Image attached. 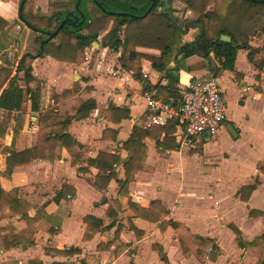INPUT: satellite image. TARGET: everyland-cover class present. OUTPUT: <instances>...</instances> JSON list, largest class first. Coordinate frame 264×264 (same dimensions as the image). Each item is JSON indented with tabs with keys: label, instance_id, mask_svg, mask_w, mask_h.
Listing matches in <instances>:
<instances>
[{
	"label": "crops",
	"instance_id": "1",
	"mask_svg": "<svg viewBox=\"0 0 264 264\" xmlns=\"http://www.w3.org/2000/svg\"><path fill=\"white\" fill-rule=\"evenodd\" d=\"M47 1L35 0L32 12L50 15L54 5L51 13L48 12ZM18 4L19 0H0V16L7 21L0 33V70L9 71L0 93L14 77L22 88L20 109L12 113L0 137V187L5 193L14 191L26 218L5 208L0 213V235L23 234L31 244L25 246L19 242L0 247V261L264 264V171L261 169L264 168V33L249 40L250 46L258 50L252 55L253 60L248 58L249 49L239 48L232 70L219 68L203 39L205 49L197 47L198 53L184 60L177 53L180 45L176 46L168 67L177 68L176 60H179L180 69L172 73L178 76V82L170 79L166 71H156L146 57L129 61L133 69L140 68L139 76H135L133 69L121 64V50L114 51L99 43L101 35L91 49L84 48H88L89 55L80 63L45 55L35 58L31 64L34 80L25 84L17 65L24 53L37 52L38 33L21 22ZM169 4L172 9L175 7L172 2ZM162 7L156 9L163 12ZM171 10L168 16L172 22L185 28L181 44L199 39L200 26L188 28L187 23L178 24ZM191 32L195 33L193 38H187ZM30 33L36 35L31 38ZM140 39L167 42L170 38ZM134 50L148 56L160 54L146 45ZM207 54L213 60V68ZM201 64L209 67L201 68ZM109 67L119 74L109 75L106 71ZM181 72L190 77H214L226 101L227 118L216 139H202L197 149L180 144L181 127L175 122V125L151 128H145L142 123L147 108L142 96L144 88L156 87L163 100L178 102L184 90ZM27 86L40 89L36 111L31 110ZM64 92L67 94L55 101V96ZM87 100H93L94 108L87 113L78 110ZM112 107L126 108L128 117L122 118V112L109 113ZM50 108L57 111L59 121L70 118L65 132L76 144L70 148L58 147L57 159H33L14 167L9 177L3 176L6 154L2 148L22 151L35 146L39 140V113ZM2 113L0 109V119ZM53 122L54 118H50L47 124L51 126ZM99 152L117 157L113 165L115 177L106 187L95 180L101 174L94 162ZM129 160H133L132 164H128ZM199 162L201 169L197 171L194 167ZM127 164L135 173L127 194L121 195L119 190ZM202 172L209 177L199 186L194 178ZM250 186L253 188L248 189ZM129 200L149 211H140L139 215L131 209ZM162 210L164 214H160ZM87 216L101 220L102 227L83 240Z\"/></svg>",
	"mask_w": 264,
	"mask_h": 264
},
{
	"label": "trees",
	"instance_id": "2",
	"mask_svg": "<svg viewBox=\"0 0 264 264\" xmlns=\"http://www.w3.org/2000/svg\"><path fill=\"white\" fill-rule=\"evenodd\" d=\"M9 1V0H2ZM17 2L18 0H11ZM77 0H70L71 6L65 0L54 2V9L50 15L34 14L31 6L34 0H25L22 7V16L37 32L35 41L38 44V50L35 54L26 52L24 53L17 65V71L23 72L22 80L28 84L34 80L31 74V64L33 60L41 56H50L60 61L80 63L83 61V49L91 46L93 42L97 41L98 36L102 35L101 44L114 51L121 50L119 60L123 67L130 70L133 69L129 61L132 58L140 59L146 57L150 60L152 67L159 72L166 71L169 78L178 82V76H172L174 70L180 69V62L177 59V68L170 69L169 62L175 52V47L180 45L177 50L181 60L197 54L198 49L194 42L181 44V33L184 32L181 26L176 22H172V17L168 16L166 12H159L155 14L154 11L157 6L164 5L163 0H157L154 7L145 16H142L149 7L150 0H97V2L105 9L101 11L100 8L94 3L93 0H88L92 3L93 7L100 13L99 16L92 15L86 8V12L81 10L85 15V20L80 26H73L65 24L54 37L40 33L39 30L53 31L55 28L54 18L60 19L64 17L65 12L75 10V2ZM82 0L79 1V3ZM171 3L173 0H167ZM186 7L198 14L196 20L187 21V27L200 26V38L206 41L211 51L219 63V68L232 70L234 67L235 57L239 48L249 49L248 58L253 60L252 55L258 50L252 48L249 44L250 36H255L264 33V1L256 0H183ZM221 1L224 4V9L210 10L209 5ZM20 2V0H19ZM79 8V4H78ZM128 12L138 17H131L120 13ZM89 18L87 20V15ZM76 14V13H75ZM113 23V24H111ZM111 24V25H110ZM110 25V27H109ZM7 21L0 16V33L5 30ZM122 34V35H121ZM221 35H227L231 38L230 42L220 40ZM59 36V42H54L53 39ZM148 36H169V41L164 42L159 39L154 41L141 40L140 37ZM139 45H146L150 48L159 50L158 56L142 55L135 52V47ZM264 61V58L262 59ZM199 67L208 68V64H201ZM140 68L135 67L133 73L139 76ZM8 70H0V88L8 79ZM39 88L31 89L27 86L28 99L31 102V110L36 111L39 109ZM68 92V91H67ZM64 92L61 96H55V101L60 97L67 94ZM22 102V88L17 83V78H10L8 86L3 88L0 93V109L3 110L2 118L0 119V137L6 131L8 121L14 111H19ZM94 108L93 100H87L78 106V110L84 113L89 112ZM122 112L121 117L127 118L128 111L126 108H110L109 113ZM57 111L50 108L39 113V140L35 146L16 151L12 147H3L2 151L6 154L5 170L2 175L9 177L14 167L28 163L33 159H46L52 161L58 158L55 152L58 147L64 146L70 148L75 145V141L69 134L65 132V128L69 123L70 118L67 117L64 121H59ZM50 118H54L51 126L47 124ZM167 124H174L167 123ZM166 124V125H167ZM175 125V124H174ZM131 142V141H130ZM96 161V162H95ZM128 164H132L133 160H129ZM99 169V179H95L100 185L106 187L111 179L115 177L113 173V165L117 162V157L99 152L96 159ZM101 162V163H100ZM128 164L125 169V179L121 182L119 193L121 195L127 194V187L133 179L134 170L129 169ZM264 171V168H261ZM108 172V173H107ZM97 177V178H98ZM104 183H102V180ZM252 189L253 186L247 187ZM14 191L5 193L0 187V213L8 208L12 214H26L23 212L21 204L14 198ZM152 204V203H151ZM129 206L140 214V211H149V209H142L129 200ZM152 207V205H150ZM149 206V207H150ZM153 208V207H152ZM165 211H160L164 214ZM143 217L154 221V218ZM87 226L83 234V240L91 238V236L99 231L102 227V221L94 218L93 216L85 217ZM34 220H29L33 222ZM174 227L176 224H172ZM30 245L29 240L24 239L23 234L15 235H0V247L7 248L17 243ZM162 251V250H160ZM68 253V251H65ZM264 253V252H263Z\"/></svg>",
	"mask_w": 264,
	"mask_h": 264
},
{
	"label": "built area",
	"instance_id": "3",
	"mask_svg": "<svg viewBox=\"0 0 264 264\" xmlns=\"http://www.w3.org/2000/svg\"><path fill=\"white\" fill-rule=\"evenodd\" d=\"M83 53L87 59L88 48L84 49ZM106 71L111 76L119 74L114 67H109ZM143 76L146 77V74ZM142 96L147 104L142 119L143 126L151 128L175 122L181 127L180 144L191 149H197L202 139L214 141L227 118L223 92L212 76L191 77L178 102L163 100L157 88L153 86H146Z\"/></svg>",
	"mask_w": 264,
	"mask_h": 264
},
{
	"label": "rangeland",
	"instance_id": "4",
	"mask_svg": "<svg viewBox=\"0 0 264 264\" xmlns=\"http://www.w3.org/2000/svg\"><path fill=\"white\" fill-rule=\"evenodd\" d=\"M56 1V3L58 2V1H60V0H48L47 2H46V4H45V8H47L48 6H50V10H49V8L47 9V11L48 12H50L51 13V9H52V6L54 5V2ZM66 2H67V4L69 5V6H71L72 5V3L70 2V0H65ZM34 2H35V0H34ZM34 2H33V4H34ZM76 3V2H75ZM32 4V6H31V9H32V7H34V5ZM172 4H174L175 5V7H173V9L171 10V12H172V14L174 15V16H176L177 17V23L178 24H186L187 23V21H189V19L190 18H195V17H198V14H196L195 12H193V11H191V10H189L187 7H186V5L184 4V1L183 0H173L172 1ZM86 8L88 9V11L92 14V15H96V16H99L100 15V13L98 12V10L97 9H95L94 7H93V5H92V3L91 2H89L88 0H82L80 3H79V9H81V10H83L84 12H86L85 10H86ZM210 10H223L224 9V4L221 2V1H217L215 4H212V5H209V7H208ZM101 10V9H100ZM102 11V10H101ZM190 11L192 12V14L190 13ZM47 12V13H48ZM154 13L155 14H158L159 13V10H155L154 11ZM86 15H87V20H88V18H89V15L86 13ZM111 24H113V23H111ZM110 24V25H111ZM194 32H196V30L194 31ZM193 34H195V33H193V32H191L190 34H189V36L187 35V38H190V37H192L193 38ZM36 35V34H35ZM35 35H33L32 33H30V35L29 36H32L31 38H33V36H35ZM122 35V34H121ZM22 36H23V34H22ZM101 36V35H100ZM99 36V37H100ZM260 36V34H258V35H255V36H250V38H249V40L251 41H253L256 37H259ZM144 37V36H143ZM146 37V36H145ZM102 38V37H101ZM34 40V39H33ZM59 40H60V37L59 36H57V37H55L54 39H53V41L54 42H59ZM97 42H98V39H97ZM99 43H101V41L99 42ZM111 51V50H110ZM94 55V54H93ZM200 78H204V77H200ZM230 102H232V100H230ZM227 105L229 106V102H227ZM216 147L219 149V147L216 145ZM218 149H217V151H218ZM211 150H214L213 149V147L211 146ZM216 151V152H217ZM197 167V168H196ZM194 169H197V171L198 170H200L201 169V163L199 162V164H196L195 165V167H194ZM208 177H209V174L208 175H206V174H204L203 172H202V174H201V176H195V178H194V182H196V184H198L199 186H202V185H204V183L206 182V180L208 179ZM17 262H19L18 260H16ZM11 262H13V260L12 261H4V262H1L0 261V264H11Z\"/></svg>",
	"mask_w": 264,
	"mask_h": 264
},
{
	"label": "water",
	"instance_id": "5",
	"mask_svg": "<svg viewBox=\"0 0 264 264\" xmlns=\"http://www.w3.org/2000/svg\"><path fill=\"white\" fill-rule=\"evenodd\" d=\"M79 1L80 0H77L76 3H75V10L77 11V15H75L73 13V11L69 10V11L65 12L64 18L60 21V23L58 24V26L55 28V30L53 32L44 31V30H39V32L47 35L48 37H53V36H55L58 33L60 28H62L65 24H71L73 26H80L85 20V15L78 8ZM93 1L102 11H105V9L97 2V0H93ZM150 1H151V3L149 5V7L147 8V10L144 12V14L142 16H145L147 13H149L151 11V9L154 7V5H155L157 0H150ZM256 1H264V0H256ZM24 2H25V0H20V2L18 4V16H19V19L29 29L34 30V28L31 27L29 25V23H27V21L22 16V7H23ZM163 2H164V5L161 8V10L163 12L168 13V15L170 16L169 8H170L171 4H169L167 0H163ZM120 14L129 15L131 17H138V16H136L134 14H130L128 12H123V13H120ZM220 40L224 41V42H230L231 38L229 36H227V35H221L220 36ZM207 55H208V59L210 60V63H211V68H213L215 66L214 63H213V60H212V58L210 57L209 54H207ZM190 79H191V77L187 73L181 72V83L183 84V86H185ZM229 130L235 136V133H234V131L232 130L231 127H229Z\"/></svg>",
	"mask_w": 264,
	"mask_h": 264
},
{
	"label": "flooded vegetation",
	"instance_id": "6",
	"mask_svg": "<svg viewBox=\"0 0 264 264\" xmlns=\"http://www.w3.org/2000/svg\"><path fill=\"white\" fill-rule=\"evenodd\" d=\"M172 6V5H171ZM172 8L170 7V10H171ZM68 11V10H67ZM66 11V12H67ZM64 17H62V18H60V19H56V18H54V23H55V28L58 26V24L60 23V21L63 19ZM55 28H54V30H55ZM53 30V31H54ZM53 31H51V32H53ZM202 41V39L200 40V38L199 39H197L194 43L196 44V47H199V48H202L203 50L205 49V46H204V44H203V42H201Z\"/></svg>",
	"mask_w": 264,
	"mask_h": 264
}]
</instances>
